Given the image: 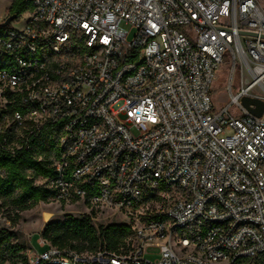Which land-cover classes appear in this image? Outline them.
Wrapping results in <instances>:
<instances>
[{
    "label": "built area",
    "instance_id": "obj_1",
    "mask_svg": "<svg viewBox=\"0 0 264 264\" xmlns=\"http://www.w3.org/2000/svg\"><path fill=\"white\" fill-rule=\"evenodd\" d=\"M30 1L22 26L12 24L26 13L5 27L10 12L0 19V156L16 158L61 124L56 175L39 183L58 202L138 219L127 223L125 253H78L41 238L46 249L30 251L29 263L264 256V112L245 102H264L259 0ZM225 64L229 101L219 106L211 86ZM161 185L159 208L135 209L146 187ZM148 211L164 219L142 221Z\"/></svg>",
    "mask_w": 264,
    "mask_h": 264
},
{
    "label": "trees",
    "instance_id": "obj_2",
    "mask_svg": "<svg viewBox=\"0 0 264 264\" xmlns=\"http://www.w3.org/2000/svg\"><path fill=\"white\" fill-rule=\"evenodd\" d=\"M32 10L30 0H12L10 15H20ZM62 125H47L34 140L30 149L22 151L16 158L0 156V214L5 210H15V216L9 219L15 224L19 212L33 209L39 203H51L56 200L55 189L40 184V180L52 179L56 175L54 160L61 157L63 151L58 146ZM167 188L146 187L141 200L135 204V209L151 202H160L161 192ZM65 202V201H62ZM93 216H67L63 221L55 220L47 223L41 231V238L52 246L60 249H70L78 253H93L107 250L115 253H125L132 243L133 229L129 224H110L95 226ZM164 219L162 215L148 211L142 221ZM15 233L0 230V264L13 261L17 264L29 263L24 246L14 243ZM251 264H264V256L250 260Z\"/></svg>",
    "mask_w": 264,
    "mask_h": 264
},
{
    "label": "rangeland",
    "instance_id": "obj_3",
    "mask_svg": "<svg viewBox=\"0 0 264 264\" xmlns=\"http://www.w3.org/2000/svg\"><path fill=\"white\" fill-rule=\"evenodd\" d=\"M12 0H0V19L6 18L7 13L10 12ZM260 6L264 11V0H259ZM28 18V14H24L19 20L14 21L12 26L20 27L25 23ZM129 29V28H128ZM228 64L222 66L215 74L216 79L211 86L212 98L219 106L225 105L229 101V97L224 92L229 80L227 77ZM235 90V89H234ZM160 202L146 204L142 208L149 206L150 209L159 208ZM16 211L5 210L0 214V230L6 229L15 233L14 243L24 246L25 254H30V251L36 249L43 251L46 248L40 245L41 231L45 225L51 221L61 220L63 221L67 216L82 217L84 215L93 216L92 222L95 226H107L110 224H127L134 223L138 218L128 217L126 213H118L113 210L105 208L90 209L83 202H58L57 200L51 203L41 202L33 209L19 212V219L15 224L9 219V215L15 216ZM142 218L144 215H141ZM136 218V219H135ZM141 219V218H140ZM157 248L150 247L149 252H157ZM156 256H149V259L153 260ZM8 264H14L10 261ZM17 264H23L22 261H18Z\"/></svg>",
    "mask_w": 264,
    "mask_h": 264
},
{
    "label": "water",
    "instance_id": "obj_4",
    "mask_svg": "<svg viewBox=\"0 0 264 264\" xmlns=\"http://www.w3.org/2000/svg\"><path fill=\"white\" fill-rule=\"evenodd\" d=\"M16 18V15H10L8 16L4 21L1 22V26L5 27L9 25L14 19ZM251 101H253L257 105L256 110H252V113L261 116L264 112V102L260 100H252V99H246V104H249Z\"/></svg>",
    "mask_w": 264,
    "mask_h": 264
},
{
    "label": "crops",
    "instance_id": "obj_5",
    "mask_svg": "<svg viewBox=\"0 0 264 264\" xmlns=\"http://www.w3.org/2000/svg\"><path fill=\"white\" fill-rule=\"evenodd\" d=\"M41 233V232H40ZM40 239H41V237H40Z\"/></svg>",
    "mask_w": 264,
    "mask_h": 264
}]
</instances>
